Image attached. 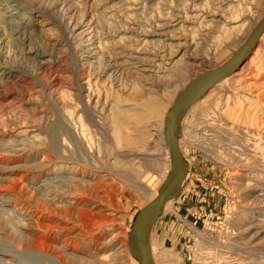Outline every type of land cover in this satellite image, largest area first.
<instances>
[{"label": "rangeland", "instance_id": "374dc122", "mask_svg": "<svg viewBox=\"0 0 264 264\" xmlns=\"http://www.w3.org/2000/svg\"><path fill=\"white\" fill-rule=\"evenodd\" d=\"M263 17L264 0H0V264H139L128 233L170 169L169 108ZM179 139L155 264H264V38Z\"/></svg>", "mask_w": 264, "mask_h": 264}, {"label": "water", "instance_id": "95a60500", "mask_svg": "<svg viewBox=\"0 0 264 264\" xmlns=\"http://www.w3.org/2000/svg\"><path fill=\"white\" fill-rule=\"evenodd\" d=\"M263 34L264 17L226 63L200 74L177 94L169 108L165 116L163 139L169 150L170 169L158 189L157 198L134 218L128 237L130 253L140 264H155L149 243L151 227L164 213L166 204L179 196L187 178L189 166L179 147V127L185 113L202 100L215 85L240 69L255 50Z\"/></svg>", "mask_w": 264, "mask_h": 264}, {"label": "bare ground", "instance_id": "6f19581e", "mask_svg": "<svg viewBox=\"0 0 264 264\" xmlns=\"http://www.w3.org/2000/svg\"><path fill=\"white\" fill-rule=\"evenodd\" d=\"M264 38V34L260 37V39H259V41H261L262 39ZM256 48H257V46H256ZM245 64V63H244ZM243 64V65H244ZM242 65V66H243ZM241 66V67H242ZM240 67V68H241ZM230 76H232V75H230ZM230 76H228V77H226L223 81H221L220 83H218L217 85H215L214 87H216V86H218L219 84H223V83H225L226 81H227V79L228 78H230ZM228 84V83H227ZM191 108H193V107H191ZM191 108H189L188 110H187V112H189L190 110H191ZM186 112V113H187ZM185 113V114H186ZM181 125V124H180ZM179 129H180V127H179ZM162 133V132H161ZM161 136V135H160ZM163 137V136H162ZM166 147V146H165ZM179 147H180V139H179ZM180 149H181V147H180ZM166 152L167 153H169V150H168V148L166 147ZM182 152V151H181ZM168 155V154H167ZM168 158H169V160H168V162L170 163V156H168ZM187 177V176H186ZM56 178V177H55ZM47 180H49V179H47ZM54 180V179H53ZM45 181V180H44ZM182 188V187H181ZM47 189V188H46ZM157 196H158V194H155V198L153 199V200H155L156 198H157ZM172 201V200H171ZM170 202V201H169ZM167 203L166 204V206H165V210L169 207V204L170 203ZM80 203V202H79ZM264 232V231H263ZM262 232V233H263ZM128 235H129V233H128ZM261 235V234H260ZM43 239V238H42ZM127 242H128V239H127ZM126 243V242H125ZM149 243H150V237H149ZM63 247V246H62ZM74 246H73V244L71 245V242H70V244H68V245H65V247H63L65 250H67V251H69L70 252V255L72 254V255H75L76 254V252H78L77 251V249H75V248H73ZM130 249V248H129ZM150 249H151V247H150ZM127 250V249H126ZM117 252V251H116ZM151 255H152V252H151ZM107 257H110L111 258V261L112 262H117L119 259V257H117L116 256V253H110V254H108L107 255ZM133 257V256H132ZM152 258H153V255H152ZM137 261V260H136ZM153 261H154V259H153ZM5 262V261H4ZM52 262H55L56 264H64V262L62 261V259H59L58 257H55V258H53V260H52ZM138 262V261H137ZM139 263V262H138ZM155 263V262H154ZM140 264V263H139Z\"/></svg>", "mask_w": 264, "mask_h": 264}]
</instances>
